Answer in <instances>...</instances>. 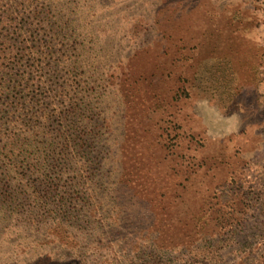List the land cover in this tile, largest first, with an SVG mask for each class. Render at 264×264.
<instances>
[{
  "label": "rangeland",
  "instance_id": "374dc122",
  "mask_svg": "<svg viewBox=\"0 0 264 264\" xmlns=\"http://www.w3.org/2000/svg\"><path fill=\"white\" fill-rule=\"evenodd\" d=\"M53 3L27 118L84 185L26 201L38 174L4 170L0 264H264V0Z\"/></svg>",
  "mask_w": 264,
  "mask_h": 264
},
{
  "label": "trees",
  "instance_id": "16d2710c",
  "mask_svg": "<svg viewBox=\"0 0 264 264\" xmlns=\"http://www.w3.org/2000/svg\"><path fill=\"white\" fill-rule=\"evenodd\" d=\"M44 1L49 2L47 8L52 10L53 0ZM45 2L0 0V210L24 194L17 185L9 183L4 170H29L38 174L30 179L28 190L24 191L26 201L46 202L59 196L58 201L63 202L72 195L74 185H84L81 175L79 182H68L69 189L62 191L57 178L52 176L59 156L65 155L67 160L76 156L67 153L74 141L72 135H60L61 141L56 142L54 131L42 133L41 123L27 118L29 105L36 109L41 104L38 90L43 89L28 75L27 62L36 57L53 58L39 32ZM50 83L54 85L55 81ZM83 190L76 193L80 195Z\"/></svg>",
  "mask_w": 264,
  "mask_h": 264
}]
</instances>
